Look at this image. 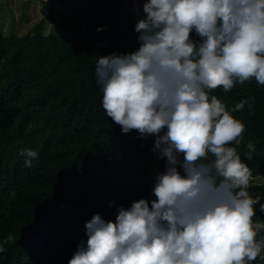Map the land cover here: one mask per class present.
<instances>
[{
  "label": "clouds",
  "instance_id": "clouds-1",
  "mask_svg": "<svg viewBox=\"0 0 264 264\" xmlns=\"http://www.w3.org/2000/svg\"><path fill=\"white\" fill-rule=\"evenodd\" d=\"M143 13L138 49L98 57L95 75L107 117L124 134L155 136L165 169L151 202L120 206L115 221L93 215L68 264L264 261V222L253 219L264 203L250 196L252 172L228 146L245 130L232 113L249 102L230 112L210 94L252 79L264 85V0H144ZM246 147L252 160L255 144ZM20 155L26 167L38 158L28 148ZM13 242L9 234L0 253Z\"/></svg>",
  "mask_w": 264,
  "mask_h": 264
},
{
  "label": "trees",
  "instance_id": "trees-1",
  "mask_svg": "<svg viewBox=\"0 0 264 264\" xmlns=\"http://www.w3.org/2000/svg\"><path fill=\"white\" fill-rule=\"evenodd\" d=\"M51 1L66 10L62 34H44L41 24L22 36L0 33V243L14 237L3 244L0 264H68L93 215L115 221L120 206L151 202L165 169L162 159L153 170L154 136L124 134L107 117L95 75L98 57L138 49L134 29L144 0ZM191 38L199 42L194 31ZM210 94L230 112L248 100L232 113L245 125L240 143L228 146L252 176L264 177V85L252 79ZM249 142L252 160L245 157ZM25 148L38 154L31 167L20 155ZM248 191L264 203V185ZM254 208V221L264 222L259 204Z\"/></svg>",
  "mask_w": 264,
  "mask_h": 264
},
{
  "label": "rangeland",
  "instance_id": "rangeland-1",
  "mask_svg": "<svg viewBox=\"0 0 264 264\" xmlns=\"http://www.w3.org/2000/svg\"><path fill=\"white\" fill-rule=\"evenodd\" d=\"M45 11L51 15V18ZM65 11L64 8L52 3L51 0H0V33L3 35L15 33L22 36L32 32L38 24H41L44 34H62L61 14ZM144 17L143 14H138V21ZM161 160L156 153L154 171L157 170ZM259 177L252 176L251 186L264 185V177ZM257 178L259 179L257 180ZM256 180L258 182H255ZM249 194L255 199V193L249 192Z\"/></svg>",
  "mask_w": 264,
  "mask_h": 264
},
{
  "label": "built area",
  "instance_id": "built-area-1",
  "mask_svg": "<svg viewBox=\"0 0 264 264\" xmlns=\"http://www.w3.org/2000/svg\"><path fill=\"white\" fill-rule=\"evenodd\" d=\"M155 137V136H154ZM156 138V137H155Z\"/></svg>",
  "mask_w": 264,
  "mask_h": 264
}]
</instances>
